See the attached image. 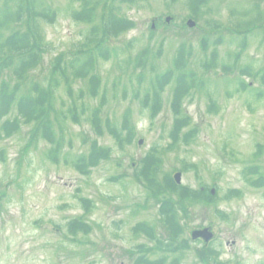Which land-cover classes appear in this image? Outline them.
I'll list each match as a JSON object with an SVG mask.
<instances>
[{
  "label": "rangeland",
  "instance_id": "rangeland-1",
  "mask_svg": "<svg viewBox=\"0 0 264 264\" xmlns=\"http://www.w3.org/2000/svg\"><path fill=\"white\" fill-rule=\"evenodd\" d=\"M41 1L55 18L39 21L45 52L30 80L44 81L60 59L67 76L52 79L54 141L32 136L36 125L22 121L0 136V264L157 259L162 252L140 229L164 231L159 201L140 177L150 154L161 159L162 183L179 171L181 185L216 197L190 206L176 264H204L202 248L217 251L220 264H264V185L255 182L264 176V17L254 18L264 0H206L199 9L195 0ZM90 5L94 24L106 6L132 26L100 38L89 75L74 79L66 64L92 24L73 14ZM180 55L196 79L185 91ZM165 71L170 80L159 85ZM125 124L132 135L117 129L114 137L110 128ZM205 227L211 242L191 240Z\"/></svg>",
  "mask_w": 264,
  "mask_h": 264
},
{
  "label": "trees",
  "instance_id": "trees-1",
  "mask_svg": "<svg viewBox=\"0 0 264 264\" xmlns=\"http://www.w3.org/2000/svg\"><path fill=\"white\" fill-rule=\"evenodd\" d=\"M118 1L126 3L132 0ZM193 2V5L199 9L206 0ZM73 17L79 21L92 24L82 47L70 57L68 64H66V67L72 71L74 79H84L90 73L91 54L94 48L98 46L100 38L106 40L109 37H117L130 28L132 22L130 19L112 12L111 7L106 6L102 7L99 25L94 24V5L76 11ZM263 17V12L255 14L254 18L258 21L257 25L261 23ZM54 18L55 11L41 0H4L0 6V136L3 132H10L12 128H17L20 124L19 121H22L25 124L34 123L36 125L32 130V136L35 137L40 132V136L43 138L54 141L51 114H54L52 98L55 88L52 79L55 73H60L63 77L67 76L64 62L62 59L56 62L52 61L51 70L41 83L30 80L29 77L42 63L45 52V40L40 31L39 21L51 22ZM240 24L238 21V31L241 28ZM137 64H139L138 67H144L145 62L143 59L138 60L137 58ZM175 65L178 70L184 69L186 63L183 62V55L175 60ZM6 72H9V75H6ZM177 79H180L179 83L184 85L181 86L185 87L184 89L180 87L184 91L196 82L192 73H184L183 71L177 76ZM169 80L170 72L165 71L157 75L155 81L160 85ZM13 111H15L14 115L11 113ZM10 114L13 117L8 119L7 116ZM59 116L63 118L67 115L60 113ZM77 117V115L73 117L76 122L78 121ZM91 120L97 122L95 117ZM110 129L114 137L117 129H125L129 136L132 135V129L127 124L120 128ZM98 131L100 132V128ZM150 155L144 162L140 177L151 194L159 201V213L164 231L162 232L163 235L158 236L151 227L145 226L140 229L150 236L154 241L153 248L159 249L162 254L155 260L138 254L134 264H168V262L169 264H176L179 261L180 252L188 242V239L182 236V232L187 226L186 221L190 206L195 203H213L216 197L206 187L191 188L185 185H177L171 178H167L162 183L157 179L161 159L156 154ZM91 158L95 161L94 155ZM79 160H77V166H81L84 158L79 156ZM255 180L257 184L264 185V176L261 175ZM169 255H172L170 261L168 260ZM196 255L204 264H220L217 260V251L212 249L202 248L196 251Z\"/></svg>",
  "mask_w": 264,
  "mask_h": 264
},
{
  "label": "water",
  "instance_id": "water-1",
  "mask_svg": "<svg viewBox=\"0 0 264 264\" xmlns=\"http://www.w3.org/2000/svg\"><path fill=\"white\" fill-rule=\"evenodd\" d=\"M166 21H169V17L166 18ZM187 25L189 27H192L194 25V22L192 20H188L187 21ZM138 143L140 144L141 143V140H139ZM173 178H174V180H175L176 183H180V173L179 172L175 173ZM190 235H191V238L193 240H195L197 238H202V240H203L204 243H207L213 237V233L207 227L202 228V229L193 230L190 233Z\"/></svg>",
  "mask_w": 264,
  "mask_h": 264
}]
</instances>
